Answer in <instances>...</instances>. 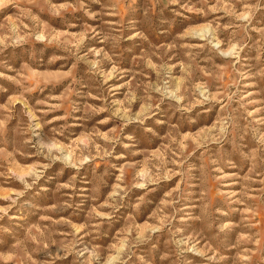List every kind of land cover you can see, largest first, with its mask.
<instances>
[{
  "label": "rangeland",
  "instance_id": "rangeland-1",
  "mask_svg": "<svg viewBox=\"0 0 264 264\" xmlns=\"http://www.w3.org/2000/svg\"><path fill=\"white\" fill-rule=\"evenodd\" d=\"M0 264H264V0H0Z\"/></svg>",
  "mask_w": 264,
  "mask_h": 264
}]
</instances>
